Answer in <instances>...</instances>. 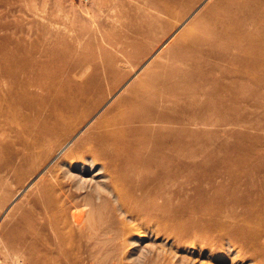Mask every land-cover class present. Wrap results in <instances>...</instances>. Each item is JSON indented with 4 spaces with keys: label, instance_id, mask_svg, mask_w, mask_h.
I'll return each mask as SVG.
<instances>
[{
    "label": "bare ground",
    "instance_id": "bare-ground-1",
    "mask_svg": "<svg viewBox=\"0 0 264 264\" xmlns=\"http://www.w3.org/2000/svg\"><path fill=\"white\" fill-rule=\"evenodd\" d=\"M177 33L164 43L170 42L164 50L167 60L153 62L102 116L89 121L85 130L86 126L80 131L79 127L93 110L94 89L100 83L61 79L68 71L64 68L37 72L25 67L10 72L14 84L0 95V121L5 126L0 130L14 128L15 139L0 140V153L10 151L16 143L24 163L41 162L44 154L50 157L53 153L49 147H57L52 161L62 155L77 157L64 162L62 156L61 172L56 168L44 170L50 174L38 184L40 199L34 204L49 216L43 222L26 221V231L52 226L62 233L61 244H66L70 234L85 229L95 198L102 205L109 204L104 212L108 220L110 214L131 216L132 211L158 219L166 230L173 227L180 238L205 233L227 239L231 264L237 263L230 256L236 249L232 241L246 247L251 260H264V163L255 164L245 175L230 173L236 181L246 177L245 197L235 201L248 204L250 212L227 214L223 205L204 213L205 204L194 208L203 209L199 212L209 215L208 222L190 228L178 224L179 215L172 203L177 194L176 180L189 174L178 168L194 165L190 126L238 125L240 103L255 105L254 97L264 96L253 88L264 87V0H215ZM60 134L64 136L61 143L54 139ZM238 150L243 154L239 161L257 152L244 146ZM216 168L214 175L222 177L225 173L220 164ZM215 190L218 193V187ZM81 205L87 210L72 212L71 220L69 209ZM25 236L18 240L24 242ZM200 247L197 260L207 252ZM52 258L43 262L50 264Z\"/></svg>",
    "mask_w": 264,
    "mask_h": 264
},
{
    "label": "rangeland",
    "instance_id": "rangeland-1",
    "mask_svg": "<svg viewBox=\"0 0 264 264\" xmlns=\"http://www.w3.org/2000/svg\"><path fill=\"white\" fill-rule=\"evenodd\" d=\"M214 1L0 0V95L13 87L10 72L25 67L37 72L64 68L68 71L61 79L100 83L98 89L92 87L93 110L80 131L89 121L102 116L153 62L167 60L164 50L170 42L164 43L177 30L176 36L189 27ZM137 48L141 49L136 51ZM253 88L264 95V87ZM254 100L255 105L240 103L238 125L190 126L194 165L178 168L189 174L176 180L177 194L172 201L179 215L178 224L191 228L207 223L209 215L194 208L205 204L204 213L223 205L227 214L250 212L248 204L235 201L245 197L242 191L248 186L246 177L236 181L230 173L245 175L255 164L264 163V96L257 95ZM0 125L5 128L1 121ZM176 126L181 128L182 124ZM218 128L219 133L215 132ZM7 139H15L14 128L0 130V140ZM54 139L63 142L64 136ZM13 144L10 151L0 153V264H45L48 257H54L50 264H231L227 239L205 233L180 238L173 227L172 231L166 230L158 219L132 211L131 216L110 214L108 220L104 212L109 204L102 205L95 198L85 229L70 234L66 244H61L62 233L52 226L26 231V221L43 222L49 216L35 207L34 201L40 199L38 184L50 174L44 170L56 168L61 172L59 159L63 155L52 161L57 147H49L52 157L44 154L41 162L35 159L24 163L18 153L20 146ZM239 146L255 148L257 152L239 161L243 155ZM7 158L11 161L5 162ZM74 159L77 157L63 156L64 162ZM217 164L225 173L222 177L214 175ZM232 186L238 188L234 190ZM212 194L213 198L219 197L214 200ZM78 210L87 207L70 208L71 220L72 212ZM24 234L26 240H18ZM144 234L147 237L141 238ZM35 238L41 240L37 242ZM232 243L236 249L230 256L235 257L236 264H264V260H251L246 247L237 241ZM200 246L207 252L197 260Z\"/></svg>",
    "mask_w": 264,
    "mask_h": 264
}]
</instances>
